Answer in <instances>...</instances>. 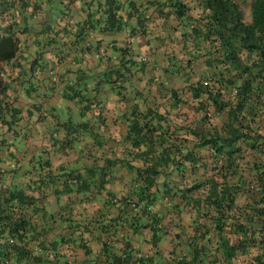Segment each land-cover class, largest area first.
<instances>
[{"label": "trees", "instance_id": "16d2710c", "mask_svg": "<svg viewBox=\"0 0 264 264\" xmlns=\"http://www.w3.org/2000/svg\"><path fill=\"white\" fill-rule=\"evenodd\" d=\"M126 2L0 0V264H264V0Z\"/></svg>", "mask_w": 264, "mask_h": 264}, {"label": "crops", "instance_id": "0c3cea01", "mask_svg": "<svg viewBox=\"0 0 264 264\" xmlns=\"http://www.w3.org/2000/svg\"><path fill=\"white\" fill-rule=\"evenodd\" d=\"M129 1L131 0H127V5ZM139 2L142 3V8H145L147 6V0H139ZM78 16L83 17L84 15H80V13H78L77 17ZM131 22L133 21L131 20ZM142 54L143 56H141L138 60L141 61V58L145 57L151 60V63L150 65L145 67L142 62H139L141 66L143 65L142 70L139 68L132 69L128 81L123 84V86L127 88V90H124V96L127 98L129 97L128 99H133V97H135L139 92L148 100L145 105L146 107L160 109L159 105L162 102H160L161 97L159 93L161 92L158 93V90L155 89L152 90L153 93H150V90H148L149 88H185V85L183 83V80L177 75H175L171 70L167 73L166 76L162 77L161 72L164 70L165 66L161 65V62H158V60H156V57L150 58L144 55L143 52ZM144 88L148 89L145 90ZM109 101V104L106 106V111L110 112V114H114L115 116H118L119 111L129 110L132 106L137 105V102H131L128 106H126L116 95L110 97ZM139 107L143 110L145 108H143V104H139ZM83 161H86V158H83ZM77 165H79V167L81 168L83 167V162L79 160L78 155L75 152H72L68 155V158L62 155L61 157L56 158L55 161H53V170H58L60 167L65 166H69L70 168L74 169L78 167ZM54 201L56 203L55 199L51 201L52 208Z\"/></svg>", "mask_w": 264, "mask_h": 264}, {"label": "rangeland", "instance_id": "374dc122", "mask_svg": "<svg viewBox=\"0 0 264 264\" xmlns=\"http://www.w3.org/2000/svg\"><path fill=\"white\" fill-rule=\"evenodd\" d=\"M178 75V74H176ZM169 90L173 89V88H168ZM176 89V88H175ZM177 89H181V88H177ZM55 209V207L51 208V210L53 211Z\"/></svg>", "mask_w": 264, "mask_h": 264}, {"label": "clouds", "instance_id": "9594fccd", "mask_svg": "<svg viewBox=\"0 0 264 264\" xmlns=\"http://www.w3.org/2000/svg\"><path fill=\"white\" fill-rule=\"evenodd\" d=\"M144 59H145V58L142 59L143 62H145V60H146V59H145V60H144Z\"/></svg>", "mask_w": 264, "mask_h": 264}, {"label": "built area", "instance_id": "2783aa9c", "mask_svg": "<svg viewBox=\"0 0 264 264\" xmlns=\"http://www.w3.org/2000/svg\"><path fill=\"white\" fill-rule=\"evenodd\" d=\"M145 60V59H144Z\"/></svg>", "mask_w": 264, "mask_h": 264}]
</instances>
